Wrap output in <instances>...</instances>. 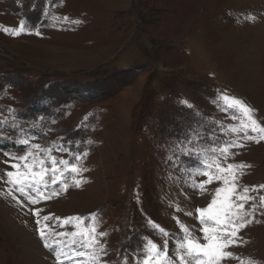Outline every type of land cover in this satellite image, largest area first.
<instances>
[{
    "label": "rangeland",
    "instance_id": "rangeland-1",
    "mask_svg": "<svg viewBox=\"0 0 264 264\" xmlns=\"http://www.w3.org/2000/svg\"><path fill=\"white\" fill-rule=\"evenodd\" d=\"M223 96L264 126V0H0V264H139L149 241L179 264L229 164L252 199L221 264H264V133L230 131ZM26 151L79 186L49 174L31 203L6 175Z\"/></svg>",
    "mask_w": 264,
    "mask_h": 264
},
{
    "label": "snow or ice",
    "instance_id": "snow-or-ice-1",
    "mask_svg": "<svg viewBox=\"0 0 264 264\" xmlns=\"http://www.w3.org/2000/svg\"><path fill=\"white\" fill-rule=\"evenodd\" d=\"M22 28L23 25H21V30ZM13 34L17 35L18 32H14ZM222 99L228 108L236 109L242 114L241 126L239 128H233L230 131L243 132L246 139L253 138L248 135L249 128H251L252 132L264 133V126H260L257 121L252 118L251 113L253 110L249 106L234 97L223 96ZM19 142L24 145H28L29 143L27 139ZM34 147L36 149L40 148L39 145ZM46 151L49 153L51 152V150ZM220 151L222 154L226 155L228 147L226 146ZM14 159L25 161L23 164L25 171H18L15 175L13 172H7L6 175L9 177L8 183H11L21 195L27 196L31 203H36L37 201L28 195V190L35 192L37 195H42L41 186L47 187L46 177L49 174H51V183L53 185L58 181H63L65 172L73 174L71 178L75 181L77 187L80 184L79 180H75V175L79 174L80 169L77 164L70 163L68 160H57L50 156L49 160L46 162L43 158H38L33 155L30 151H26L25 156ZM75 159L79 160L80 157L76 156ZM46 164H49L50 167H47ZM37 166H39L38 171L34 170ZM61 166H63V171L60 170ZM11 167L18 169L20 165L12 164ZM243 167L246 166L229 164L225 169L217 165V170L221 173L227 172L229 176L233 177V182L231 186H229L228 178H223V183L226 187L217 189L216 192L217 197L223 194L222 200L219 202V207H217L218 201L213 199L206 209H197L200 214V223L201 225H205L201 229L204 243L189 238L187 236L189 230L187 228L183 229L186 233V238L177 246L178 255L176 259L179 261V264H221V261L233 258V253L226 251V249L236 245L238 229L246 226L247 221H245L244 217L249 215V213L242 211L243 203L252 199V197L248 195V188L243 189L242 193H238L236 190L237 186L234 183L235 174L233 170ZM203 174L208 175V172H204ZM216 178L221 179L219 176ZM211 180L212 177L209 176L208 182L211 183ZM64 187H67L66 183ZM201 187H203V185H201ZM233 196H237L243 203H234L232 200ZM261 203L264 204V197H261ZM45 219L48 218L46 217ZM236 221H239V223H236ZM91 231H95V229ZM72 235L75 236L76 233ZM101 235L104 234L101 233ZM41 237H44L43 231H41ZM73 243H75V241H73ZM91 243L92 241L89 240L88 244L90 245ZM45 247H48L47 243H45ZM99 251L104 252L106 255L103 247H101ZM61 254L62 253H57L58 264ZM77 255H91V259L84 262V264H103L101 257L96 253H77ZM139 264H173V261L168 259V254L165 251L158 249L156 244L149 241L146 253Z\"/></svg>",
    "mask_w": 264,
    "mask_h": 264
}]
</instances>
